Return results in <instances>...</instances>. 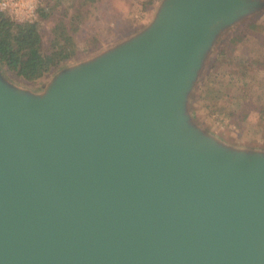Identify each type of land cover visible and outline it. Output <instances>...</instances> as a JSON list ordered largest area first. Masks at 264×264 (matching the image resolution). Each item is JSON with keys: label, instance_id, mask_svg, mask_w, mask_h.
Returning <instances> with one entry per match:
<instances>
[{"label": "water", "instance_id": "95a60500", "mask_svg": "<svg viewBox=\"0 0 264 264\" xmlns=\"http://www.w3.org/2000/svg\"><path fill=\"white\" fill-rule=\"evenodd\" d=\"M264 0H162L40 92L0 63V264H264V148L192 103L220 40Z\"/></svg>", "mask_w": 264, "mask_h": 264}, {"label": "rangeland", "instance_id": "374dc122", "mask_svg": "<svg viewBox=\"0 0 264 264\" xmlns=\"http://www.w3.org/2000/svg\"><path fill=\"white\" fill-rule=\"evenodd\" d=\"M49 0L46 1L48 7ZM162 0L149 4L148 0H101L94 4V11L79 24L68 17L52 14L49 20L41 21L40 26L45 35L48 48L55 36L60 44L75 47L77 58L65 62L59 69L35 84H27L23 78L9 74L6 77L19 87L40 92L59 70L91 59L116 43L127 39L142 30L154 18ZM254 24L253 34L259 38H250L245 44L233 42L229 37L241 29L246 31L249 24ZM264 12L243 21L220 40L212 53L206 71L202 75L194 93L192 110L198 122L207 130L233 145L264 148ZM263 43V44H262ZM259 48L263 55L257 53L250 65H245L247 57L244 50ZM226 56H223V53ZM213 65V69L209 66ZM246 75V76H245ZM208 76V77H207ZM245 76V77H243ZM207 79L205 80V78ZM216 78L225 85L228 93L219 101L216 89H207L209 79ZM245 79L250 90L252 105L242 109L244 89L236 83ZM203 84L202 88L201 85ZM242 113V115H241ZM244 125L237 126L242 116Z\"/></svg>", "mask_w": 264, "mask_h": 264}, {"label": "trees", "instance_id": "16d2710c", "mask_svg": "<svg viewBox=\"0 0 264 264\" xmlns=\"http://www.w3.org/2000/svg\"><path fill=\"white\" fill-rule=\"evenodd\" d=\"M99 1L101 0H49V9H41L39 17L41 21H46L49 20L52 14H58L62 17L70 18L73 22L83 24L93 13L94 4ZM155 1L148 0V3L153 4ZM254 24L256 25V23ZM254 24H249L246 31L241 29L238 32H234L229 38L233 42L239 43V45L245 44L250 38L261 39L258 34L251 33ZM44 42L45 35L40 23L18 24L11 21L7 16L0 15V63L9 74L23 78L27 84H35L59 69L65 62L77 58L76 48L61 45L57 36L50 42L48 48ZM261 42H264V39ZM244 51L247 57L245 65H250L256 60L255 54L263 55L259 48L253 51L252 49ZM222 55L226 56V53L224 52ZM213 68H215L213 65L209 66L210 70ZM241 82L236 81L235 84L241 90L244 89L242 109L245 110V108L252 105V98L249 86L247 87L245 83L246 80L243 79ZM202 86L203 84L201 88ZM206 87L209 90L216 89L217 96L214 101H219L228 94L224 91L225 85L219 80L217 81L216 78L212 79L211 77V79L207 80ZM244 117L245 115L242 116L237 126L244 125Z\"/></svg>", "mask_w": 264, "mask_h": 264}, {"label": "built area", "instance_id": "2783aa9c", "mask_svg": "<svg viewBox=\"0 0 264 264\" xmlns=\"http://www.w3.org/2000/svg\"><path fill=\"white\" fill-rule=\"evenodd\" d=\"M47 0H0V15L18 24L40 23L39 11L48 10Z\"/></svg>", "mask_w": 264, "mask_h": 264}]
</instances>
